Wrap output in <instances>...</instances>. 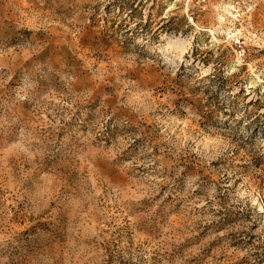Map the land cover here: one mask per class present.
I'll list each match as a JSON object with an SVG mask.
<instances>
[{"label":"rangeland","instance_id":"rangeland-1","mask_svg":"<svg viewBox=\"0 0 264 264\" xmlns=\"http://www.w3.org/2000/svg\"><path fill=\"white\" fill-rule=\"evenodd\" d=\"M0 264H264V0H0Z\"/></svg>","mask_w":264,"mask_h":264}]
</instances>
